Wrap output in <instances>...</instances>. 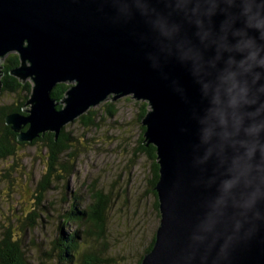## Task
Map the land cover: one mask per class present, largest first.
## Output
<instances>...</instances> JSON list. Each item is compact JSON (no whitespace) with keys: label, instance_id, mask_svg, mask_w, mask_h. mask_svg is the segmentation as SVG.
I'll return each mask as SVG.
<instances>
[{"label":"water","instance_id":"1","mask_svg":"<svg viewBox=\"0 0 264 264\" xmlns=\"http://www.w3.org/2000/svg\"><path fill=\"white\" fill-rule=\"evenodd\" d=\"M262 3L0 0V58L16 53L19 66L10 75L32 82L24 114L5 117L18 142L47 132L57 137L109 98L148 104L141 124L146 145L155 147L159 225L140 264H264V128L244 131L264 125V94L236 110L243 125L237 131L230 117L224 139L214 121L204 142L210 125L201 123L212 106L203 85L215 81L229 55L240 61L259 47L257 59L264 58ZM250 37L255 44L243 53L224 50ZM61 83L70 87L56 103L50 93ZM228 181L234 183L225 190Z\"/></svg>","mask_w":264,"mask_h":264},{"label":"rangeland","instance_id":"2","mask_svg":"<svg viewBox=\"0 0 264 264\" xmlns=\"http://www.w3.org/2000/svg\"><path fill=\"white\" fill-rule=\"evenodd\" d=\"M13 54L17 55L8 53L0 58V65L6 64L7 57ZM4 98L0 103H14L17 99L10 94ZM142 103L146 102L131 96L109 98L90 109L97 113L95 128H86L77 119L67 124L66 130L78 144L75 158L69 162L71 172L65 179L53 177L50 190L40 203L34 199V189L48 166L44 147L26 146L16 151L15 158L0 161V227L11 221L12 226L19 228L18 220L23 218L35 222L33 231L20 234L30 264H54L43 254L49 252L51 242L58 236L61 216L72 208H93L94 193L107 200L103 238L93 233L90 226L72 219L70 230L79 227L87 231L80 244L82 255H76L73 264H138L159 225L156 200L149 185L151 161L139 152L143 138L139 119ZM106 104L114 107L112 115L105 113Z\"/></svg>","mask_w":264,"mask_h":264},{"label":"trees","instance_id":"3","mask_svg":"<svg viewBox=\"0 0 264 264\" xmlns=\"http://www.w3.org/2000/svg\"><path fill=\"white\" fill-rule=\"evenodd\" d=\"M19 66V58L17 55H9L7 62L4 64L3 75L0 78V101L5 100V96L8 94L16 95L17 99L14 103H0V161L8 158H15L16 151L26 146L41 145L46 150V159L48 162L46 172L41 176L34 189V199L37 202H41L44 195L50 190L52 179L60 180V176L65 179L71 172V166L69 162L75 158V146L78 145L76 139L71 135L66 127H63L57 137L53 133L40 134L31 142H18L17 135L14 133L10 126L5 123V117L12 113L24 114L23 110L26 109V102L30 97L32 83L30 81L22 82L16 77L10 75V72ZM70 87V84H57L54 86L50 93V97L54 102H60L65 97V93ZM105 113L112 115L115 111L114 107L110 104H106ZM60 109L61 106H57ZM148 104L142 103L141 113L139 119H143L147 113ZM97 113L89 110L86 114L79 117L84 127L95 128L97 123L95 118ZM27 126L23 127L26 130ZM142 135L145 128L141 126ZM140 151L150 161V175L149 180L150 190L155 198V212L158 213V201L154 191V187L158 180V166L156 162L155 147L153 145H146L144 137L142 138V145ZM58 167V168H57ZM60 171L56 173V171ZM65 177V178H64ZM75 197V196H74ZM93 199V208L86 210H78L72 208L70 212L61 216L62 223L59 224L57 231L58 236L51 242L49 252L44 253L48 260L54 261V264H73L76 255L80 254L81 243H84L86 239L87 231L81 230V228H74L70 230L69 222L72 219H78L83 226H90L93 233L103 238L104 233V221L107 200L105 196L100 193H94L91 195ZM90 207V206H89ZM90 212L87 214V212ZM35 217V215L33 216ZM86 217V219H85ZM20 227L16 228L12 226V222L9 225H2L0 227V264H30L27 260L23 245L21 244V237L26 230L33 231L35 229V222L31 218H23L18 220ZM29 223V224H28ZM87 224V225H85ZM88 230V228H87ZM22 234V235H20ZM82 234V235H81ZM155 234V233H154ZM154 244V235L150 241V244L144 249L138 264L141 263L144 254L149 252ZM57 252V254H55ZM45 264V263H39ZM95 264V263H94Z\"/></svg>","mask_w":264,"mask_h":264},{"label":"clouds","instance_id":"4","mask_svg":"<svg viewBox=\"0 0 264 264\" xmlns=\"http://www.w3.org/2000/svg\"><path fill=\"white\" fill-rule=\"evenodd\" d=\"M246 2V0H245ZM259 8L264 9V3L258 5ZM248 27L261 28L260 24H252L246 21ZM259 38L264 40V30L260 31ZM255 44V38L250 37L248 44L237 43L233 48H224L225 51H236L243 53L250 45ZM262 49L257 47L256 50L250 52L246 57L237 61L234 56L229 55L222 68L217 69L215 81L203 85L206 96L210 97V105L207 109L205 118L201 121L202 124H209L210 127L203 130V140L208 142L211 138V127L217 126L214 121H218V126L222 129L218 135L221 139L227 137V129L229 125V118L233 121V126L237 131L242 127L244 117L237 114L238 109L251 108L260 100V95L264 94V85L257 87L258 82L264 77V73L255 71L254 69H264V58L257 59ZM222 58L219 54L217 59ZM246 65V67H245ZM243 69V71H240ZM251 77V81L247 77ZM222 97L224 101L222 102ZM229 109L232 111L229 112ZM260 108L256 109L255 115H259ZM251 117V114H248ZM264 128V125H259L253 122L244 129L246 133L258 134ZM211 149H209V154ZM254 155V149L247 152L249 159ZM207 159V156L205 157ZM234 181L225 182L223 188L227 190L231 188ZM253 201H249L246 205L251 207Z\"/></svg>","mask_w":264,"mask_h":264},{"label":"flooded vegetation","instance_id":"5","mask_svg":"<svg viewBox=\"0 0 264 264\" xmlns=\"http://www.w3.org/2000/svg\"><path fill=\"white\" fill-rule=\"evenodd\" d=\"M3 68H4V65H1V69H0V78H1L2 75H3Z\"/></svg>","mask_w":264,"mask_h":264},{"label":"bare ground","instance_id":"6","mask_svg":"<svg viewBox=\"0 0 264 264\" xmlns=\"http://www.w3.org/2000/svg\"><path fill=\"white\" fill-rule=\"evenodd\" d=\"M92 108H94V107H92ZM90 110V109H89ZM81 117V116H80ZM148 146V145H147Z\"/></svg>","mask_w":264,"mask_h":264}]
</instances>
